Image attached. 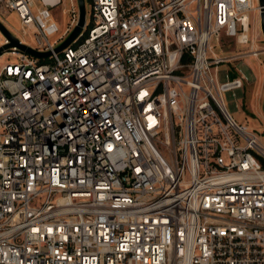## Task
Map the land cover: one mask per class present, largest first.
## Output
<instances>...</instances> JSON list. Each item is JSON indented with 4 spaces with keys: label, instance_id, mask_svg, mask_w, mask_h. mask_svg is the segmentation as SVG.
I'll return each mask as SVG.
<instances>
[{
    "label": "built area",
    "instance_id": "2783aa9c",
    "mask_svg": "<svg viewBox=\"0 0 264 264\" xmlns=\"http://www.w3.org/2000/svg\"><path fill=\"white\" fill-rule=\"evenodd\" d=\"M89 1L57 53L63 0H0L51 53L0 56V264H264V141L218 81L260 0Z\"/></svg>",
    "mask_w": 264,
    "mask_h": 264
},
{
    "label": "rangeland",
    "instance_id": "374dc122",
    "mask_svg": "<svg viewBox=\"0 0 264 264\" xmlns=\"http://www.w3.org/2000/svg\"><path fill=\"white\" fill-rule=\"evenodd\" d=\"M73 2L74 0H63L61 7L54 11L58 17L60 30L56 35L50 37L49 40L53 44L59 41L56 47L60 46L70 35L65 37L67 29L72 22L71 10L73 9ZM255 5H257V0H255ZM86 10L87 17L90 20L91 4L89 0L86 1ZM62 11H64V14ZM251 17H255L256 20L258 19L257 14L251 15ZM0 21L15 37L26 42V44L31 47H38L33 31L22 24L16 12L0 11ZM259 31L260 29L256 24L250 32L251 44L257 48L263 46L261 41L255 39V37L259 35ZM60 38L63 39L60 40ZM229 42L230 40L224 38L223 47L226 48ZM231 43L234 45L232 39ZM249 48L250 45H237L236 53L231 55L248 52ZM226 50H231V48H227ZM215 51L218 52L219 50L215 49ZM13 61L14 59L8 56L0 57V69L7 63ZM232 68L240 71L238 77H243L249 83L244 89L228 91L222 94L226 109L237 123L247 125L250 131L255 130L264 141V56H247L244 57L243 60L233 61L231 65L221 66V72L218 75V81L220 83L228 81L229 75L233 73L231 71Z\"/></svg>",
    "mask_w": 264,
    "mask_h": 264
},
{
    "label": "water",
    "instance_id": "95a60500",
    "mask_svg": "<svg viewBox=\"0 0 264 264\" xmlns=\"http://www.w3.org/2000/svg\"><path fill=\"white\" fill-rule=\"evenodd\" d=\"M77 3L79 7V20L77 22V25L74 27L73 31L67 37V39L56 49L57 53L62 52L66 48H69L79 38V36L83 31V27L85 25V20H86V13H87L86 1L77 0ZM260 3L261 6L264 7V0H260ZM261 28L264 36V11L261 14ZM0 32L10 41L8 45H5L0 48V56L5 52H8L12 48H18L22 52H25L37 59L47 58L51 55L50 52H40L28 45L21 44L20 40L17 37H15L1 21H0ZM263 111H264V105H263Z\"/></svg>",
    "mask_w": 264,
    "mask_h": 264
}]
</instances>
